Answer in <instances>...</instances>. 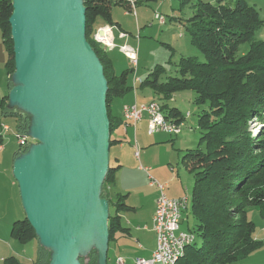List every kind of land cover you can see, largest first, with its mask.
Instances as JSON below:
<instances>
[{
	"label": "trees",
	"instance_id": "obj_1",
	"mask_svg": "<svg viewBox=\"0 0 264 264\" xmlns=\"http://www.w3.org/2000/svg\"><path fill=\"white\" fill-rule=\"evenodd\" d=\"M232 1L233 4L231 0H196L194 3L181 0L182 10L192 4L193 15L184 21L180 19V23L205 61L182 57L177 66L178 76L162 81L166 70L158 65L144 79L130 83L134 68L117 75L111 51L98 45L93 36L104 26L120 27L112 17L114 7L133 13L137 5L146 0L138 1L134 10L128 0H84L86 39L97 54L108 82L106 105L111 148L120 143L113 140L112 135L123 124V117L118 119L113 115L112 103L134 90H152L161 101L158 103L167 119L181 127L184 116L163 101L178 92L192 91L197 96L196 105L203 108L198 120L201 136L198 147L187 150L183 157L194 179L189 209L195 224L193 229L188 226V231L195 234L196 242L188 245L176 264H238L263 246L255 239L256 227L248 219L247 209L259 208L264 218V40L256 38L264 21L245 0ZM12 14L13 0H0V38L7 54L10 89L15 71ZM246 44L248 51L240 54L241 46ZM8 100L7 95L0 109L14 118L16 134L24 135L30 118L18 110H8L5 105ZM253 122L260 127L256 133L251 128ZM2 142L0 136V146ZM27 150L28 146L21 147L16 157ZM120 169V165H110L102 187V198L115 208L108 221L110 244L118 233L130 234L119 215L132 208L125 204L126 196L113 195L110 191ZM11 236L23 245L34 240L39 242L26 218L13 223ZM80 261L81 264H97L96 251L90 253L87 263L84 259ZM2 264H50V252L40 246L34 261L25 262L10 256Z\"/></svg>",
	"mask_w": 264,
	"mask_h": 264
},
{
	"label": "water",
	"instance_id": "obj_2",
	"mask_svg": "<svg viewBox=\"0 0 264 264\" xmlns=\"http://www.w3.org/2000/svg\"><path fill=\"white\" fill-rule=\"evenodd\" d=\"M15 72L8 108L30 118L37 141L14 160L26 219L50 264H108V82L86 39L84 0H13Z\"/></svg>",
	"mask_w": 264,
	"mask_h": 264
},
{
	"label": "rangeland",
	"instance_id": "obj_3",
	"mask_svg": "<svg viewBox=\"0 0 264 264\" xmlns=\"http://www.w3.org/2000/svg\"><path fill=\"white\" fill-rule=\"evenodd\" d=\"M195 1L196 0H192L191 3H194ZM231 2L233 4L232 0ZM245 2L249 6L254 7L258 11L261 20L264 21V0H245ZM118 12H120V14H124L125 10L122 7H118ZM156 13L164 18L163 24H161L160 21L155 18ZM127 15H128L127 17L116 16V19L117 17H123V18L126 17L125 20H127V22H124L123 25L124 28L128 29L132 35L131 37L132 44H130V46L134 47L137 50V66L134 67L128 58L124 59V57H122V55L118 53L119 49H116V51L112 50L114 52L110 53V56L112 57L113 61L117 66L115 71L117 75H120L124 70H126L125 68H131V69L134 68V73L131 75L130 83H135L136 81L135 79L137 77H141L144 79L158 65L163 66L166 70L165 75L162 77V81H167L169 77H176L179 75L177 66L182 57H196L199 59L200 62L205 61L203 55L195 47L192 46L190 37L186 32L185 27L180 23V19L184 21L189 19L193 15L192 4L187 5L182 10L181 0H157L153 2L150 1L147 2L146 4H143L142 6L139 7V9H137V15H136V11ZM137 21H140L141 23V29L139 30V32L136 26ZM118 31L116 37H118ZM140 32L141 34L139 35ZM138 35L140 36V38ZM256 38L258 40H264V26L257 33ZM93 39L98 45H100L103 49H105L102 46V44L98 43L95 40V35L93 36ZM133 41L135 43H133ZM120 45L119 46L117 45V47L121 48L122 46ZM248 49H249L248 44L241 46L240 54L246 53ZM12 76H11V82H12ZM11 84L12 87L10 91L13 89V83ZM136 93L139 98V100H137L138 105H142L145 103L149 104L152 101H157V102L160 101L158 96L155 95L150 89H138ZM134 95L135 92L132 94L129 93L126 96H130L128 97L129 101L131 100L134 101L135 98ZM125 97L116 98L113 101L111 108H112V112L115 113L113 114L115 117H119L120 114L122 113V109L124 106L123 98ZM196 97H197L196 94L192 91H183L176 93L175 95H173L171 99L167 101H163V103L168 105L169 108H177L181 112L182 116H184L185 118L183 120V124L181 127V125H178L176 122H173L171 119H167V117L163 113V118L164 119L166 118L165 120H167L168 123L170 124L173 123L176 126H178L179 131L175 132L174 134L180 133L179 135L156 133V135L155 134L153 135L154 137L148 136L147 134L148 118L147 115H144L143 120L137 126V131L139 132L138 146L141 144L148 145V143L152 139H154L155 136L157 135L164 136L167 139L164 140V142H160V144L158 145H151L150 147L145 148L144 153L142 154L141 153L142 150L139 149L141 148V146L137 147L135 144L136 128H134V126L129 125L127 127L126 125L121 124L113 132V134H115V136L118 135L121 137L123 143L122 147L114 146L110 149L111 167H117L119 164L123 166L116 174V182L114 184V190L112 194L118 195L119 192L125 193L128 189H132L133 193L125 198V203H127L130 206H131L130 203H133L136 206L139 205L141 207L139 210V214L140 213L144 214V211L146 213V210L148 213V209H150L151 207L150 204L158 200L161 196V192L158 187V184L168 185L166 191H164V194L166 196L168 195L167 196L168 198L172 197L171 195H169V190H168L170 184L173 187L172 193L177 194L178 192H180V190L178 189L181 188L183 193L181 197H186L187 205L185 207L186 208L185 212H187L188 210L189 211L184 214L185 219L184 221H182L180 229L182 230V232H188V233H192L188 231L189 230L188 226L190 227V229H193L195 224V221L192 218L189 209L191 208L192 205V191H193L194 179H193V174L188 169L189 163L187 161L184 162L182 159L185 152L180 151L181 146L179 145L180 143H182L184 144L182 147L185 146L187 147V149H196L200 142L201 136H200V131L198 129V120H199V113L203 108L198 107L196 105L195 103ZM10 125H11V132H9L10 134L8 133L10 128L7 125L4 124L1 125L2 131L10 135L8 136L7 134L8 139L10 140V146H12L8 148V152L10 153L9 154L10 157L8 159L10 163L9 167H11L12 165V159L14 157V154L21 149L20 145L18 144V140L15 136L17 134L15 131L14 124L10 122ZM125 127L128 128V132L127 130H125ZM251 128L255 133L258 132L260 129V127L257 126V124L254 122L252 123ZM27 132L24 135H27ZM19 135L23 136L22 134ZM28 142H29L27 145L28 149L30 145L37 143V141L31 138H29ZM136 148H138L137 150H140L139 152L142 154L140 162L136 161V155H135L137 151ZM24 153L22 152L20 155ZM118 157H119V161H118L119 163L116 162V159H118ZM140 164L143 165L144 167H148L146 169L151 170L150 177L154 182L152 184L154 186L150 185V180L146 172L141 173L137 171V168L138 166H140ZM0 166H2L0 167V169H3L6 165L0 163ZM9 178L10 179L6 178L3 174H0V196L8 195L10 198L12 197L11 203L14 205V206L11 205V207L9 208L10 213H8L6 217V219L9 220L8 231L9 233H11L13 223L18 220H24L26 218V214L24 212L20 197L19 185L13 176V169L11 170V168H9ZM11 183H13L14 186L11 185ZM1 203L2 202H0V204ZM110 212L112 214H114L115 212V208L113 205L110 207ZM132 213L134 212L133 211H131L130 213L126 212L125 216H133ZM0 216H4V215L0 213ZM247 216L248 219L255 224L256 227L255 237L256 238L264 237V218H262L261 216L260 209L255 207H249L247 209ZM6 224L7 223L3 221L4 227L6 226ZM193 235L195 236V234ZM8 238H10V235L7 237V239ZM6 240L0 235V258L10 257L9 250L16 251L17 256L20 259H24L25 261L30 259H33L34 261L37 258V252H38L37 249L39 246V242L37 240L31 241L30 243L23 245L11 239V242H9L10 244L5 243L4 245H2L3 241ZM195 242L196 239L192 244H194ZM189 246L185 248V252ZM89 255L86 258H81V259H84L85 262L87 263L89 259ZM252 255L247 258V259L250 258V261L253 260L250 263L244 260L238 264H245L244 262H246L247 264L262 263V261L259 260L258 257ZM111 256H112V252L110 255V260H108L109 262L108 264H113ZM118 259L116 260L117 264H119ZM256 259H258L259 261H256ZM135 261L136 259L133 262H129V263L123 262V263L136 264ZM178 261H176L174 264H176ZM97 264H98V255H97Z\"/></svg>",
	"mask_w": 264,
	"mask_h": 264
},
{
	"label": "crops",
	"instance_id": "obj_4",
	"mask_svg": "<svg viewBox=\"0 0 264 264\" xmlns=\"http://www.w3.org/2000/svg\"><path fill=\"white\" fill-rule=\"evenodd\" d=\"M122 1L126 2L127 0H122ZM150 1L153 2V1H157V0H146L145 3L138 4L137 8H136V15H137V9H139V7L142 6L143 4H146L147 2H150ZM118 7H120V6H118ZM118 7H114L113 10H112V17H113L114 22H116V23H118L120 25V27H116V26L112 27L113 28V36H114V44L116 45V47H117V45L119 46L120 44H121L120 46H125V45L132 44V41H131L132 35H131V33L129 32L128 29L124 28V25H123L124 22H127V20H125L126 17L128 16L127 14H130V13H127L125 11L124 14H120V12H118ZM156 15H157V13H156ZM156 15H155V18H156ZM116 16H126V17L125 18L117 17V19H116ZM100 24H102V23H100ZM136 26H137V30L139 32V30L141 29L140 21L136 22ZM117 31H118V37H116L117 36ZM140 34H141V32L139 33V35ZM122 35H125V36H122ZM139 38H140V36H139ZM139 38H138V41H139ZM118 42H121V43H118ZM133 43H135V42L133 41ZM116 49H118V48H116ZM116 49L114 51H116ZM114 51H111L110 53H112ZM118 53L120 55H122V57H124V59H126V57L120 51ZM6 62H7V54L5 52V49L3 47V44H2V41H1V38H0V105L2 104L4 97H6L7 95L9 96V93H10L9 81H8L9 80V76L7 74V71H6ZM116 67L117 66H116V64L114 62L115 71H116ZM125 69L127 70V69H130V68H125ZM141 79H143V78L137 77L135 80H141ZM134 92H135L134 101H132V100L129 101L128 97H130V96H126L125 98H123L124 99V103H123L124 106L134 105V104L138 105V101L137 100H139V98H138L137 93H136L137 90L131 92L130 94H132ZM5 105H6V108L8 110L16 111V109H9L8 108V101H7V103ZM113 114H115V113L113 112ZM117 118L118 119H122V113ZM10 122L13 123L14 127H15L14 118L12 116H10V115H6L4 113V111L2 109H0V136L2 137V140H3L2 145L0 146V163L3 164V165H6L3 169H0V174H3L8 179H10L9 178V168H11V170L13 169L14 160L16 159V153H15L14 157L12 159V165H11V167H9L10 163H9L8 159L10 157L9 156L10 153L8 152V148L12 147V146H10V140L8 139V136H10L9 132H11ZM3 124L7 125L10 128V130L8 131L9 134L8 133H4L2 131L1 125H3ZM138 124H137V126H138ZM123 125H125L124 124V120H123ZM137 126H136V130H135V144H136L137 147L141 146V148H139V149L142 150V152H141L142 154L144 153L145 148L150 147L151 145H158V144H160V142H164V140L167 139L164 136L157 135V136H155L154 139H152L148 143V145L141 144V145L138 146V144H139L138 143L139 132L137 131ZM125 130H127V132H128V128L127 127H125ZM7 134H8V136H7ZM147 134L150 137H154L153 135H149V133H148V122H147ZM112 139L115 140V141L120 142V143H116L114 145L115 147L116 146L122 147L123 143H122V140H121L120 136H118V135L115 136V134H113L112 135ZM131 143H132V141H131ZM5 144H6V146H5ZM183 145L184 144H182V143H180V145H179V146H181V149H180L181 152H186L187 150H189L185 146L182 147ZM137 149L138 148H136V150ZM141 153L139 154V158L136 157V161L140 162L141 155H142ZM118 161H119V157H118V159H116L117 163H119ZM119 165L121 166V168L123 167L121 164H119ZM0 167H2V166H0ZM146 168H148V167H144L143 165L140 164V166H138V168H137V171H139L141 173L146 172L148 174V178L150 180V185L154 186V185H152L153 184V180L150 177L151 176V174H150L151 170L149 169V171H150L149 172V171H147ZM11 185L14 186L13 183H11ZM167 187H168V185L166 184L165 185V191H166ZM113 190H114V187L112 189H110L111 192H113ZM168 190H169V195L172 196V197H169L170 199L181 198V196L183 195L181 188L178 189V190H180V192H178L177 194L176 193H172L173 192V187H172L171 184H170V187L168 188ZM126 193H128V194H126ZM132 193H133L132 189H128L125 193L119 192L118 195L128 197V195H131ZM5 196L6 195L0 196L1 197L0 198V202H2L0 204V213H2L4 215V216H0V235L5 240L7 239V237L9 235H10V238H8L6 241H3L2 245H4L5 243L6 244H10L9 242H11V239H13L12 236H11V233H9V231H8L9 220L6 219L7 214L10 213L9 212L10 211L9 208L11 207V205H13L11 203L12 197L10 198L8 195L6 197ZM8 198H10V199H8ZM156 203H157V200L154 201L153 203H151L150 204L151 207H150V209H148V213H147V210H146V213L144 211V214H141V213L139 214V210L141 208L139 205L136 206L133 203H130L131 204V206H130L127 203H125L127 206L132 208V210L126 211V212L130 213L131 211H133L134 212V213H132L133 216H125L126 212L121 213L119 216L121 218V223H122L123 227L126 228V229H129L130 234L129 235H123V234L118 233L117 236H116V240L109 245L108 260H110V255H111V252H112L111 259H112L113 264H117L116 260L118 258L122 259L123 262H125V263L133 262L135 259H139V258H144V259L151 258L153 252L156 249V245H157L156 233L153 230V217H154V214H155V211H156ZM3 221L7 223L5 227L3 226ZM183 221H184V216H183ZM255 239L257 241H260V242L262 241L263 242L262 243L263 246H262L261 250L257 251L252 256L258 257V259L262 261V263H259V264H264V237H258V238L255 237ZM39 247H40V244L38 246L37 251L39 250ZM9 254H10V256L18 257L17 254H16V251H10L9 250ZM6 258H4V257L0 258V263H2L3 260L6 259ZM258 259H256V261H259ZM21 260L25 261L24 259H21ZM31 261H33V259L27 260L25 262H31ZM246 261H248L250 263L253 260L250 261V258H249V259H246ZM244 263L247 264L246 262H244Z\"/></svg>",
	"mask_w": 264,
	"mask_h": 264
},
{
	"label": "built area",
	"instance_id": "obj_5",
	"mask_svg": "<svg viewBox=\"0 0 264 264\" xmlns=\"http://www.w3.org/2000/svg\"><path fill=\"white\" fill-rule=\"evenodd\" d=\"M143 0H128L133 10L135 9L136 3ZM156 19L160 21L161 24L164 23V18L159 14L156 15ZM113 28L111 26H104L99 28L95 33V40L102 44L108 51L115 50L116 45L113 39ZM125 36V35H122ZM119 51L128 58L134 67L137 66V50L130 46L125 45L118 48ZM139 81V80H136ZM160 112L159 120H152V113ZM122 114L126 126H134L136 128L137 124L143 120L144 115L148 118V133L149 135H154L156 133H167L171 134L170 127L163 126L162 117L163 111L161 105L158 102H151L149 104L142 105H127L122 109ZM8 129V128H5ZM18 144L21 147L28 145L27 135H15ZM139 150L136 151L135 155L139 158ZM149 171V169H147ZM154 183V182H153ZM161 192L160 198L156 203V211L153 217V230L156 233V249L153 252L151 258L136 259V264H168V257L175 250V245L180 243L181 240V224L183 221V216L185 212L186 197H181L177 199H170L165 194V185L158 184ZM119 264H124L122 259H118Z\"/></svg>",
	"mask_w": 264,
	"mask_h": 264
},
{
	"label": "bare ground",
	"instance_id": "obj_6",
	"mask_svg": "<svg viewBox=\"0 0 264 264\" xmlns=\"http://www.w3.org/2000/svg\"><path fill=\"white\" fill-rule=\"evenodd\" d=\"M159 119H160V112H153L152 113V120H159ZM165 119L162 117V124H163V126L170 127L171 134H174L175 132L179 131L178 126H176L173 123L172 124L168 123L167 120H165ZM186 205L187 204H185V207H186ZM195 239L196 238H195V236L192 233L182 232L181 233L180 243L175 245V250L168 257V264L169 263L170 264H174L183 255L186 246H188L189 244H192Z\"/></svg>",
	"mask_w": 264,
	"mask_h": 264
}]
</instances>
